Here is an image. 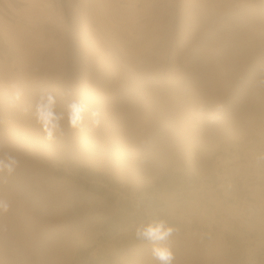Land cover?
<instances>
[{"label": "rangeland", "instance_id": "374dc122", "mask_svg": "<svg viewBox=\"0 0 264 264\" xmlns=\"http://www.w3.org/2000/svg\"><path fill=\"white\" fill-rule=\"evenodd\" d=\"M28 1L0 0V264H264V0Z\"/></svg>", "mask_w": 264, "mask_h": 264}, {"label": "clouds", "instance_id": "9594fccd", "mask_svg": "<svg viewBox=\"0 0 264 264\" xmlns=\"http://www.w3.org/2000/svg\"><path fill=\"white\" fill-rule=\"evenodd\" d=\"M54 101L51 96L47 98V103L42 102L37 105V114L40 121L43 123L47 138L52 139L54 133L59 130L58 122H54L52 113V105ZM84 108L78 105L71 106L70 123L73 127H77L83 120ZM58 121V118H56ZM17 161L12 156H6L4 159H0V170L13 171ZM172 229L163 221L154 222L147 226H141L137 229V234L141 235L151 241L162 242L165 241L171 234ZM153 254L161 261V264H170L171 252L167 247L154 245Z\"/></svg>", "mask_w": 264, "mask_h": 264}, {"label": "bare ground", "instance_id": "6f19581e", "mask_svg": "<svg viewBox=\"0 0 264 264\" xmlns=\"http://www.w3.org/2000/svg\"><path fill=\"white\" fill-rule=\"evenodd\" d=\"M29 1H33V0H29ZM29 1H28V2H29ZM34 1H35V0H34ZM34 1H33V2H34ZM103 1H104V0H103ZM103 1L101 0V2H103ZM6 2H7V1H6ZM33 2H32V3H33ZM35 2H36V1H35ZM35 2H34V3H35ZM86 3H87V2H86ZM6 4H7V3H6ZM91 4H92V3H91ZM99 4H100V3H99ZM9 6H10V4H9ZM35 6H37V5H35ZM89 6H90V5H89ZM91 6H92V5H91ZM29 8H30V6H29ZM0 9H1V8H0ZM25 9H26V8H25ZM27 9H28V7H27ZM94 9H95V8H94ZM76 10H77V9H76ZM116 10H117V8H116ZM121 10H122V9H121ZM89 11H90V10H89ZM92 11H93V10H92ZM109 11H110V10H109ZM117 11H118V10H117ZM119 11H120V10H119ZM20 12L22 13V11H20ZM28 12H29V11H28ZM113 12H114V11H113ZM115 12H116V11H115ZM76 13H77V12H76ZM23 14H24V13H23ZM25 14H26V13H25ZM36 14H37V13H36ZM90 14H91V12H90ZM111 14L114 15V13H111ZM116 14H117V13H116ZM120 15H121V14H120ZM133 15L135 16V14H133ZM144 15H145V14H144ZM96 16H97V15H96ZM115 16H116V15H115ZM137 16H138V15H137ZM19 17H20V16H19ZM113 17H114V16H113ZM121 17H122V16H121ZM130 17H131V15H130ZM138 17H139V16H138ZM123 18H124V17H123ZM119 19H120V18H119ZM120 20H123V19H120ZM149 21H150V20H149ZM146 22H147V21H146ZM143 23H145V21H144ZM157 24H158V23H157ZM41 25H42V24H41ZM141 25H142V24H141ZM21 26H23V25H21ZM81 26H82V25H81ZM41 28H42V27H41ZM141 28H142V27H141ZM19 30H20V29H19ZM88 30H89V29H88ZM7 31H8V30H7ZM12 31H13V30H12ZM14 31H16V30L14 29ZM22 31H23V30H22ZM5 32H6V31H5ZM33 32H34V31H33ZM40 32H41V31H40ZM40 32H39V33H40ZM83 32H84V30H83ZM14 33H15V32H14ZM23 33H24V32H23ZM39 33H38V34H39ZM87 33H89V31H88ZM2 34H3V33H2ZM12 34H13V33H12ZM12 34H11V35H12ZM16 34H18V33L16 32ZM20 34H21V33H20ZM43 34H44V33H43ZM43 34H42V35H43ZM11 35H10V36H11ZM21 35H22V34H21ZM14 37H15V35H14ZM25 37H26V36H25ZM32 37H33V36H32ZM36 37H37V36H36ZM3 38H4V37H3ZM23 39H24V38H23ZM25 39H26V38H25ZM156 39H157V38H156ZM17 40H18V38H17ZM35 40H37V39L35 38ZM11 42H12V41H11ZM13 43H14V42H13ZM17 45H18V44H17ZM25 47H26V46H25ZM18 49H19V48H18ZM21 49H22V48H21ZM21 49H20V50H21ZM18 51H19V50H18ZM24 51L26 52V50H24ZM28 52H29V51H28ZM26 53H27V52H26ZM29 53H31V52H29ZM19 54H20V53H19ZM23 54H24V53H23ZM33 54H35V53H33ZM26 57H27V56H26ZM26 57H25V58H26ZM23 58H24V57H23ZM31 58H32V57H31ZM19 59H21V56H20ZM29 59H30V58H29ZM15 60H16V59H15ZM16 61H17V60H16ZM21 61H22V60H21ZM23 61H24V60H23ZM1 72H2V71H1ZM3 72H4V68H3ZM1 76H2V74H1ZM5 76H6V71H5ZM1 78H2V77H1ZM8 78H9V77H8Z\"/></svg>", "mask_w": 264, "mask_h": 264}]
</instances>
